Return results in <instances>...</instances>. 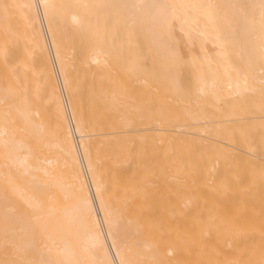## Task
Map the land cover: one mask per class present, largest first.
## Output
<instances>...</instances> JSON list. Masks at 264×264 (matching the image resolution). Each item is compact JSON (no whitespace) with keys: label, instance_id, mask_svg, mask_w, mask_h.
<instances>
[{"label":"bare ground","instance_id":"6f19581e","mask_svg":"<svg viewBox=\"0 0 264 264\" xmlns=\"http://www.w3.org/2000/svg\"><path fill=\"white\" fill-rule=\"evenodd\" d=\"M0 264H264V0H0Z\"/></svg>","mask_w":264,"mask_h":264}]
</instances>
